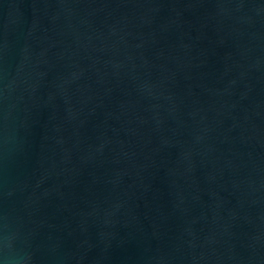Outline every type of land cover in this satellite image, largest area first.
Listing matches in <instances>:
<instances>
[{
  "label": "water",
  "instance_id": "water-1",
  "mask_svg": "<svg viewBox=\"0 0 264 264\" xmlns=\"http://www.w3.org/2000/svg\"><path fill=\"white\" fill-rule=\"evenodd\" d=\"M0 264H264V0H0Z\"/></svg>",
  "mask_w": 264,
  "mask_h": 264
}]
</instances>
